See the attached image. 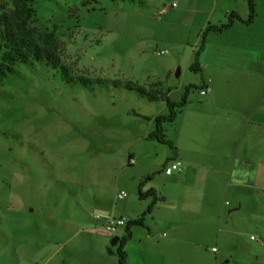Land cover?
I'll use <instances>...</instances> for the list:
<instances>
[{"label":"rangeland","instance_id":"374dc122","mask_svg":"<svg viewBox=\"0 0 264 264\" xmlns=\"http://www.w3.org/2000/svg\"><path fill=\"white\" fill-rule=\"evenodd\" d=\"M86 2L36 0L33 25L41 31L56 29L64 62L72 72L102 79L106 86L69 85L56 70L40 64L19 67L18 77L0 85V264H42L38 252L44 243L66 240L60 230L63 220L77 217L82 209L104 216L100 204L110 200L119 208L121 191L136 202L135 210L141 205L146 212L154 197L139 201L126 188L129 146L143 150L140 172L151 169L141 178L144 194L171 185L163 164L172 148L143 143L155 130L150 117L166 103H150L136 92L113 87V81L145 87L163 82L174 102L181 101L188 89L187 110L203 100L195 73L186 75L181 88L176 72L168 82L161 76L174 53L168 44L187 43V30L163 26L138 0ZM1 3L10 9V0ZM255 3L257 12H264V0ZM183 120L180 114L165 125L169 140L180 133ZM243 148V161L253 163L254 182L244 185L240 197L233 198L231 192L223 205L218 202L212 212L220 224L205 244L216 247L217 255L230 264H264V130H249ZM157 198L152 211L159 215L162 198ZM238 203L243 207L239 209ZM165 233L169 230H156L155 240ZM114 238L109 237L108 254L118 256Z\"/></svg>","mask_w":264,"mask_h":264},{"label":"crops","instance_id":"0c3cea01","mask_svg":"<svg viewBox=\"0 0 264 264\" xmlns=\"http://www.w3.org/2000/svg\"><path fill=\"white\" fill-rule=\"evenodd\" d=\"M138 1L155 17L163 5H153L152 0ZM164 1L175 2L177 7L160 24L183 28L189 36L187 43L168 44L174 53L161 71L162 78L168 82L176 72L182 80L181 88L186 84V75L193 72L199 77L200 89L208 86L211 92L201 95L203 100L194 110L185 108L181 113L182 130L176 138H170L175 148L165 157L163 166L165 172L166 166L179 160L182 171L165 173L172 182L170 186L150 189L161 196L162 208L159 215L153 210L145 216L143 226L131 228L125 247L128 264H230L217 255L219 251H212L216 247H206L205 240L216 223L220 224L217 213L212 212L218 202L223 205L231 192L233 198L240 197L244 185L254 182L256 175L253 163L243 161L242 152L249 130H264V12H259L251 25L238 21L221 33L208 32L210 26L226 24L231 13L247 19L248 0ZM194 63L199 64L197 72L191 68ZM167 109L165 105L150 117V128L155 126L157 116L166 115ZM200 132L202 137L198 136ZM147 136L143 143L162 145L149 141ZM144 158L142 149L129 146L126 177H130L131 184L126 183V188L139 201L149 200L138 195L143 174L151 170L140 172ZM118 201L121 204L117 209L110 200L100 204L103 215L130 222L145 214L141 205L135 210L136 202L128 197ZM238 204L239 209L243 207ZM96 216L82 209L77 217L63 220L60 230L66 240L44 243L38 252L42 264H118V256L108 254L109 237L115 236L113 243L117 242L126 236L127 227L109 234L102 230V220ZM163 228L169 234L155 240L154 232Z\"/></svg>","mask_w":264,"mask_h":264},{"label":"trees","instance_id":"16d2710c","mask_svg":"<svg viewBox=\"0 0 264 264\" xmlns=\"http://www.w3.org/2000/svg\"><path fill=\"white\" fill-rule=\"evenodd\" d=\"M121 1L133 2L134 0ZM98 2L99 0H87L86 3L88 5ZM35 3L36 0H10L9 10L5 3L0 5V85L3 86L12 77H18L20 75L17 70L19 67H34L35 64H40L56 70V75L69 85L80 87L106 86L108 83L102 79L93 81L83 75L74 74L71 66L65 64L56 29L41 31L33 25L36 18ZM248 7L249 17L247 19L241 18L237 13H231L226 24L210 26L207 31L221 33L231 28L238 21L246 25L253 24L258 17L255 0H248ZM198 65V63H194L191 67L192 70L197 71ZM112 85L115 88L122 87L127 91L136 92L150 103H166L169 113L155 118V130L148 135L147 139L174 149L173 142L166 137L165 125L174 123L185 109L188 103L187 94L189 90L187 89L181 101L174 102L169 96L170 90L165 88L163 82H155L145 87L132 81L121 82L116 80L112 82ZM147 179H151V177ZM141 187L142 184L138 192L140 199L154 197V201L144 215L129 222L126 236L117 241L118 264H128L125 247L131 235V228L143 226L145 216L152 212L154 205L158 202L154 190L144 194Z\"/></svg>","mask_w":264,"mask_h":264},{"label":"built area","instance_id":"2783aa9c","mask_svg":"<svg viewBox=\"0 0 264 264\" xmlns=\"http://www.w3.org/2000/svg\"><path fill=\"white\" fill-rule=\"evenodd\" d=\"M162 1L163 5L160 8V10L156 13V17L158 19H162L163 16H165L171 9L176 8L177 7V3L172 2L169 4H166L164 0H160ZM160 54L164 55L165 52L162 51L160 52ZM211 92V88L206 86L205 88H203L200 93L202 96H205L207 94H209ZM182 162L179 160H175L173 162H171L168 166H166L165 168V173L167 175H172L175 172H181L182 171ZM127 197V193L125 191H121L117 194V199L118 200H124ZM96 218L98 220H102V230H104L105 232L109 233V234H116L118 232V230H120L121 228H125L128 226L129 222L127 221V219L125 218H116V217H112V216H100L97 215ZM252 240L256 241L257 239L252 236L251 237ZM262 244L264 245V241H261ZM213 252H217V248H213L212 249ZM36 264V263H33Z\"/></svg>","mask_w":264,"mask_h":264},{"label":"water","instance_id":"95a60500","mask_svg":"<svg viewBox=\"0 0 264 264\" xmlns=\"http://www.w3.org/2000/svg\"><path fill=\"white\" fill-rule=\"evenodd\" d=\"M113 244H117V242H114Z\"/></svg>","mask_w":264,"mask_h":264}]
</instances>
